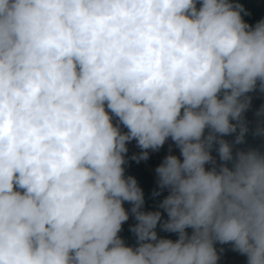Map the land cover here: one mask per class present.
Returning a JSON list of instances; mask_svg holds the SVG:
<instances>
[{
	"label": "clouds",
	"instance_id": "1",
	"mask_svg": "<svg viewBox=\"0 0 264 264\" xmlns=\"http://www.w3.org/2000/svg\"><path fill=\"white\" fill-rule=\"evenodd\" d=\"M242 13L232 0H0V264H218L216 243L264 264V153L234 158L222 138L239 128L244 142L248 94L264 93V19ZM169 138L182 160L155 171L175 240L158 238L161 212L141 211L124 168L129 142L139 162ZM124 202L136 247L118 235Z\"/></svg>",
	"mask_w": 264,
	"mask_h": 264
},
{
	"label": "rangeland",
	"instance_id": "2",
	"mask_svg": "<svg viewBox=\"0 0 264 264\" xmlns=\"http://www.w3.org/2000/svg\"><path fill=\"white\" fill-rule=\"evenodd\" d=\"M121 127L123 131H127L126 128H123V126ZM127 148H128V152L125 156L126 163L124 165L125 176L134 177L137 180L138 185L143 190L145 203L141 211H145V212L160 211L161 221L158 223L157 228L155 229L158 238H168L173 240L177 239L178 235L176 233L165 232L164 230H162L160 226L163 222H165L168 219L167 213L162 208L159 207L160 203L168 194L159 192L158 195H154V193H156V190H154L152 187V183L149 180V172L144 162L142 160L137 162L136 160L132 159L134 155H138V153L136 152V146L134 144V140L127 144ZM214 148L215 150L217 149L215 145ZM211 155L217 158L213 153H211ZM216 160L220 161L218 158ZM231 165L233 166L232 162ZM123 206L125 210L128 211L129 213V219L123 223L122 230L118 235L124 240L127 246L136 247L137 238L135 234L130 230L137 223L134 215L131 213L132 204L129 202H124ZM186 231L190 235L192 229L189 228ZM219 256L220 259L218 261V264H236V262H240V264H247V257L245 255H241L236 251H233L232 247L229 250H224L221 254H219Z\"/></svg>",
	"mask_w": 264,
	"mask_h": 264
},
{
	"label": "crops",
	"instance_id": "3",
	"mask_svg": "<svg viewBox=\"0 0 264 264\" xmlns=\"http://www.w3.org/2000/svg\"><path fill=\"white\" fill-rule=\"evenodd\" d=\"M233 3H239L244 6V9L248 13L242 17L246 23L249 25L255 26V24L264 19V4L262 0H232ZM199 7V3L197 4ZM252 97L251 105L249 109L244 113V119L247 123L248 131L245 133L244 142L236 144V136L239 134V128L236 133H232L227 136L226 141L233 146V155H236L238 151H248V150H257L261 153H264V135L256 134V130L260 125L261 117H258L256 113L264 106V93H261L259 89L248 94ZM235 123V121H233ZM219 160V154L215 150L214 146L211 150ZM221 161V160H220ZM222 162V161H221ZM232 161L226 162L229 168H232ZM225 163V162H222Z\"/></svg>",
	"mask_w": 264,
	"mask_h": 264
},
{
	"label": "built area",
	"instance_id": "4",
	"mask_svg": "<svg viewBox=\"0 0 264 264\" xmlns=\"http://www.w3.org/2000/svg\"><path fill=\"white\" fill-rule=\"evenodd\" d=\"M263 4H264V0H262ZM205 134H207V130L205 132ZM228 135L223 136L222 138L224 140H226ZM134 144L136 146V152L139 153L142 151V149H140L137 144L136 141L134 140ZM215 145V144H214ZM216 147H218V145H215ZM149 152V158L147 160H142L149 172V180L152 183V187L154 190H156V192H161V193H167L169 194L168 189H163L160 190L159 186H158V176L156 174L155 169L162 163L163 159L169 155H176L178 158H180L182 160V157L180 156V151L179 149L176 147V145L174 144V142L169 138L166 143L159 149V151H152V150H147ZM213 156V155H212ZM233 157L235 158V155H233ZM214 160H215V167L217 168V170H219V166L222 164V162L216 160L217 158H215L213 156ZM233 163V162H232ZM214 165L209 163L205 165L206 170H210ZM236 264H240V262H236Z\"/></svg>",
	"mask_w": 264,
	"mask_h": 264
},
{
	"label": "trees",
	"instance_id": "5",
	"mask_svg": "<svg viewBox=\"0 0 264 264\" xmlns=\"http://www.w3.org/2000/svg\"><path fill=\"white\" fill-rule=\"evenodd\" d=\"M215 247H216V249H217L218 254H221L224 250H229V249H231L232 245H231V244H223V245H221V244H219V243H216V244H215ZM221 249H222L223 251H221Z\"/></svg>",
	"mask_w": 264,
	"mask_h": 264
}]
</instances>
